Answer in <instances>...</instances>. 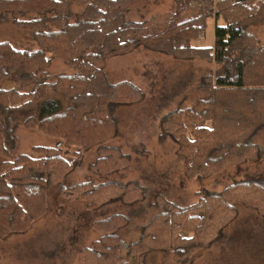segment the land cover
I'll return each mask as SVG.
<instances>
[{
	"label": "trees",
	"instance_id": "trees-1",
	"mask_svg": "<svg viewBox=\"0 0 264 264\" xmlns=\"http://www.w3.org/2000/svg\"><path fill=\"white\" fill-rule=\"evenodd\" d=\"M151 1L0 0V23L8 20L15 28L31 30L39 45L31 51L0 42V84L13 81L17 86L0 89L1 240L27 233L48 213V193L55 184H61L65 199L86 201L90 211L145 200L147 188L136 181L63 184L84 153L95 148L98 158L90 166L95 175L104 178L131 166L128 154L104 144L119 135L114 109L136 105L144 94L130 82L112 84L105 68L108 59L140 47L179 60L219 65L216 75L204 76L193 91L191 108L177 109L162 119L164 134L185 152L181 156L186 173L207 177L228 171L252 160L258 151L255 140L264 130V45L247 27L264 23V0H177L170 14L142 23L126 21L128 12L145 9ZM73 5L82 10L71 22ZM211 19L217 23L214 46L196 47ZM49 22L55 30L48 29ZM55 57L68 59L75 72L49 82L47 71ZM22 127L63 143L34 147L39 158L15 157ZM74 147L80 151L68 161L64 154ZM233 203L264 215V179L249 178L220 193L204 192L199 203L189 207L158 194L152 205L158 212L134 243L118 236L128 223L126 216L95 221L94 228L104 237L80 252V264H132L133 259L143 264L155 249L169 252L167 264H191L235 217Z\"/></svg>",
	"mask_w": 264,
	"mask_h": 264
},
{
	"label": "rangeland",
	"instance_id": "rangeland-1",
	"mask_svg": "<svg viewBox=\"0 0 264 264\" xmlns=\"http://www.w3.org/2000/svg\"><path fill=\"white\" fill-rule=\"evenodd\" d=\"M176 3L177 0H152L147 8L128 12L126 21L142 23L154 16L170 14L175 11ZM81 10L80 6H72L71 22ZM216 26V21L211 19L206 33H202L194 45L214 46ZM48 29L56 28L49 22ZM247 30L264 45V23L250 25ZM4 41L18 50L39 49L31 30L15 28L8 20L0 23V42ZM218 70L216 63L179 60L143 47L129 55L108 59L105 72L112 84L130 82L144 94L142 102L114 109L119 135L104 144L128 154L131 166L101 178L90 171V166L98 158L95 148L84 153L82 163L63 184L72 186L108 180L126 184L136 181L147 188L145 200L133 206L115 202L90 211L86 201L69 202L65 199L60 193L61 184H55L48 193V213L27 233L13 235L7 240L0 239V264H80V252L104 237L103 232L94 228L95 221L114 215L126 216L128 223L119 230L118 236L126 243H134L141 237V228L158 212L152 206L158 194L180 207H189L199 203L204 192L220 193L249 178L264 179V130L255 140L259 152L252 160L207 177L186 173V160L181 156L184 150L179 151V145L163 132L162 119L177 109L191 108L195 103L193 91L204 76L210 73L216 75ZM47 72L48 81L54 82L58 76L72 75L75 71L68 59L55 57ZM16 87L13 81L0 84V89L4 90ZM18 136L20 147L15 157L31 155L39 158L32 151L34 147L52 148L63 143L60 138L25 127L19 129ZM79 151L80 148L76 147L67 149L68 154L64 157L72 161ZM233 205L236 207L235 217L191 264H264V215L240 203ZM169 256L168 251L155 249L145 256L143 264H167ZM132 264H136L135 259Z\"/></svg>",
	"mask_w": 264,
	"mask_h": 264
},
{
	"label": "crops",
	"instance_id": "crops-1",
	"mask_svg": "<svg viewBox=\"0 0 264 264\" xmlns=\"http://www.w3.org/2000/svg\"><path fill=\"white\" fill-rule=\"evenodd\" d=\"M215 29H216V28H215ZM205 125H206V126H209V123H206Z\"/></svg>",
	"mask_w": 264,
	"mask_h": 264
}]
</instances>
